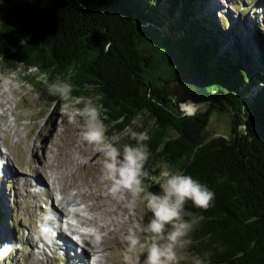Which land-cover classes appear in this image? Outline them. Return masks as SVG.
I'll list each match as a JSON object with an SVG mask.
<instances>
[{
  "label": "trees",
  "instance_id": "16d2710c",
  "mask_svg": "<svg viewBox=\"0 0 264 264\" xmlns=\"http://www.w3.org/2000/svg\"><path fill=\"white\" fill-rule=\"evenodd\" d=\"M204 4L0 0V67L23 68L39 103L64 102L48 95L45 79L70 83L73 97L96 98L108 136L126 127L147 132L152 176L163 164L215 194L207 211L186 205L187 219L199 222L194 253H207L210 264H264V44L248 23L226 31ZM188 74L220 94L231 112L226 135L205 136L214 109L205 118L176 113L172 83Z\"/></svg>",
  "mask_w": 264,
  "mask_h": 264
},
{
  "label": "rangeland",
  "instance_id": "374dc122",
  "mask_svg": "<svg viewBox=\"0 0 264 264\" xmlns=\"http://www.w3.org/2000/svg\"><path fill=\"white\" fill-rule=\"evenodd\" d=\"M203 10L211 15L207 18L225 25L226 31L233 26L241 27L242 22L248 23V31L256 37L257 42L264 44V0H205ZM241 28L244 30L243 26ZM34 72L35 70L30 71L32 74ZM24 75L23 68L10 71L0 67V137L4 138L7 148L4 153L0 144V264H61V262L71 264V259L65 258L60 261L59 256L50 257V252L40 249L39 243L45 238L44 228L52 226L45 222L47 219L45 211L49 204L55 205L56 199L59 200L63 196L56 189L59 186V189L65 188L63 196L65 200L73 199L84 203L76 209L80 211V216L96 217L101 219L102 223L106 218L101 214L102 210H94L93 213L87 211L83 205H90L93 201L81 200L73 194L76 192L96 194L98 198H102L107 193L110 182L106 179L103 167L104 157L94 146L81 140L79 125L68 120L65 102L46 105L39 103L37 99L34 100L35 89L24 81ZM88 99L95 103L96 98ZM203 105L190 101L178 102L176 110L179 113H176H188V110H191L190 113L195 115L200 109L204 111ZM75 106L82 108L83 103ZM219 107L220 112L215 109L217 112L212 113L214 116L217 115V118L212 117L210 120L205 135L207 138L226 135L230 130L231 112L222 105ZM126 137L127 135L123 133L108 136L110 142L121 149L126 143ZM4 158L8 164H4L6 162ZM60 166L63 167L59 168ZM164 170L172 169L160 165L157 180L161 179ZM61 174L65 175V178L62 177L63 182L59 178ZM35 177L38 178L35 181H41V177L48 178L46 183L48 185L44 188L50 194L53 193L52 199L49 193H45L48 200L43 192L34 194L26 189L25 180ZM51 178H55L54 183ZM73 179L76 181L74 187L71 186ZM102 179H106L109 184L102 183ZM95 181L102 187L98 193L94 189ZM156 189L159 191L158 183L152 182L150 190L154 192ZM128 199L127 193H120L106 202L110 210L121 214L120 217L113 219L124 224L126 233L119 232L115 235L116 238L114 235H108L109 238L101 239L109 246L103 254L106 257L105 261L102 260L103 257H98L102 264H125V242L122 237L127 234L132 224L144 222L150 215L145 214L146 210L142 206L135 209L126 207ZM122 209L125 210L124 214L121 213ZM110 219L112 220V217H108V221ZM189 219L194 220L195 228L198 220ZM96 239H99L98 236L95 239L93 237V244H97L95 248L98 250L95 248L94 250L99 251L102 249V246H99L101 240L96 242ZM72 246L75 247V244L72 243ZM190 252L194 253L192 248Z\"/></svg>",
  "mask_w": 264,
  "mask_h": 264
},
{
  "label": "clouds",
  "instance_id": "9594fccd",
  "mask_svg": "<svg viewBox=\"0 0 264 264\" xmlns=\"http://www.w3.org/2000/svg\"><path fill=\"white\" fill-rule=\"evenodd\" d=\"M44 82L48 95L65 102L68 120L79 125L81 140L103 155L106 179L110 182L109 194L115 197L127 193L126 207L142 206L145 214H150L146 221L132 224L122 237L125 264H210L207 253L201 256L190 252L195 243L192 239L194 220L187 219L192 213L186 210V205L190 202L194 208L207 211L213 205L215 194L180 170H164L157 180L146 170L151 155L146 143L150 140L147 132L126 127L123 134L135 143L124 144L121 149L106 135L102 105L92 99L73 97L70 83H48L47 79ZM39 96V92H34L33 99ZM81 103L82 108L75 106ZM152 182L158 183L159 191L150 190Z\"/></svg>",
  "mask_w": 264,
  "mask_h": 264
},
{
  "label": "bare ground",
  "instance_id": "6f19581e",
  "mask_svg": "<svg viewBox=\"0 0 264 264\" xmlns=\"http://www.w3.org/2000/svg\"><path fill=\"white\" fill-rule=\"evenodd\" d=\"M260 6L262 8L263 4H261ZM188 112H191V110H188ZM0 125H1V122H0ZM0 132H1V129H0ZM0 143L4 148H6V144H4V138L3 137H0ZM4 159L6 161L4 164H8L6 158H4ZM56 165H58V164H56ZM56 165L54 166L55 168H56ZM62 167L63 166H60L59 168H62ZM5 168H7V166ZM64 176L65 175L61 174V177H59L61 179V182H63L62 177H64ZM45 178H47V177H43V178L41 177V181H39V180L35 181V179H38L37 177H35L33 179H26L28 181L25 180L24 184L26 185V189H28L29 192H34V194L40 193V192H43L44 194L49 193V197H50V199H52L53 193L50 194V192L44 188L45 186L48 185V184L46 185L48 178L47 179H45ZM54 182H55V178L52 179V183H54ZM75 182L76 181L73 179V185L71 184L72 187H74ZM101 182L105 183L107 185L109 184L106 179H104V180L102 179ZM108 186L110 187V185H108ZM101 188L102 187L100 186V184L95 181V188H94L95 192L98 193ZM48 189L50 190V188H48ZM56 189L61 196L62 195L64 196L65 188L61 187L59 189V186H58ZM103 194H104V192H103ZM73 195L80 198L81 200H85V199L92 200L93 204L91 203L92 205L90 204L87 206L83 205L84 208L87 211H91V212L94 210H102L101 214L103 216H105L106 218L104 217L105 219H103V222L101 223V219H98L96 217L92 216L93 218H89V217H86L84 215L80 216V211H78L76 209L78 208L79 205L84 204V203H81L80 201L76 202L73 199L65 200L66 198H64L62 196L61 198H59V200L56 199L55 205H52V203H51L50 212H51V214H53V218L57 219L60 216L69 215L72 212L71 210H74L72 212V214L76 218V222L81 227L91 228L93 233L89 232V233H86L85 235H83L82 243L78 246L70 238L66 237V235L64 234V231L59 230L58 227L56 228L57 229L56 231H53L54 228L52 226L47 227V228L45 227L43 230L44 231L43 233L50 235V236H48L49 242H48V244L45 243V247L47 248L48 251H51V250L55 251L56 255H60L62 257L68 255L71 259V262H72L71 264H90L89 257L92 255H94L97 258V264H102L103 262H101L98 257H101V258L103 257L102 260L105 261L106 257L103 256V254L105 253L106 250L109 249V246H107L108 244L106 245V241L101 240V239L109 238V236H111V235H114V238H116L115 235L119 232L126 233L124 224L113 219L115 217L116 218L120 217L121 214H119L118 212H115L114 210H110L108 208V204L106 202L108 199L113 197L112 195L109 194L108 190H107V193L102 198H98V196L96 194L86 195L85 193H80V192H76ZM45 196H46V194H45ZM47 199L49 200L48 197H47ZM124 212H125V210L122 209L121 213L124 214ZM108 217H112V220L110 219V221H108ZM47 225H50L49 220H47ZM99 232H101V233H99ZM96 236H98V238H99L98 240L97 239L95 240L96 242L101 240V244L99 246H102V249L101 250L99 249V251H96L98 249L95 248V246L97 244H93V237L95 239ZM68 239H69V241H68ZM43 241H45V240L41 239V243H43ZM70 242H71V244H70ZM72 243L75 244V247L72 246ZM76 245H77V247H76ZM94 248L96 250H94ZM115 250H116V248H115ZM107 256H109V255H107Z\"/></svg>",
  "mask_w": 264,
  "mask_h": 264
},
{
  "label": "water",
  "instance_id": "95a60500",
  "mask_svg": "<svg viewBox=\"0 0 264 264\" xmlns=\"http://www.w3.org/2000/svg\"><path fill=\"white\" fill-rule=\"evenodd\" d=\"M4 3L11 5L15 0H1ZM173 91L175 95H179L178 102L184 103L190 101L194 104H204V111L196 113V116L207 117L211 110H219L221 106V97L218 92H209L204 86L201 76L197 74H188L176 78L173 83ZM179 113L178 110H176ZM176 115V114H175Z\"/></svg>",
  "mask_w": 264,
  "mask_h": 264
}]
</instances>
